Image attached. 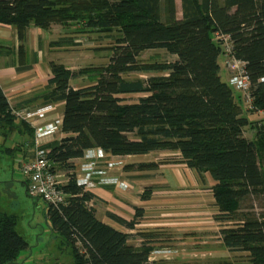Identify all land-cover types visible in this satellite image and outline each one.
<instances>
[{"label":"trees","instance_id":"16d2710c","mask_svg":"<svg viewBox=\"0 0 264 264\" xmlns=\"http://www.w3.org/2000/svg\"><path fill=\"white\" fill-rule=\"evenodd\" d=\"M181 13L177 18L175 0H0V24L14 27L20 40L30 26L116 31L106 64L74 72L49 62L52 76L41 96L45 102L64 103L60 130L65 136L41 149L50 170L66 175L60 187L67 197L55 206L32 198L44 203L50 229L61 238L60 247L69 251L66 264H154L148 258L155 248L146 244L144 234L140 245H133L129 241L133 234L98 220L88 205L94 194L77 184L74 160L93 148L117 156L178 153L163 161L185 164L200 181L208 174L215 182L211 186L218 209L215 219L237 221L220 229L222 246L247 253L249 264H264V213L236 217L242 200L264 199V0H181ZM216 33L228 35L232 54L245 62L247 92L222 78L225 49ZM156 48L176 59L138 62L142 51ZM132 72L163 74L125 77ZM84 75L89 84L70 85L72 78ZM132 94L142 95L127 102L125 96ZM247 113L262 117L250 120ZM246 129L253 132L251 138ZM0 134L3 140L12 139L11 146L0 143V150L12 159L33 143V130L12 113L1 87ZM129 166L148 170L158 163L123 167ZM148 197L144 190L141 198ZM108 215L132 228L142 210L135 207L129 221ZM16 221L15 215L0 210V264L15 263L28 248L15 231Z\"/></svg>","mask_w":264,"mask_h":264},{"label":"crops","instance_id":"0c3cea01","mask_svg":"<svg viewBox=\"0 0 264 264\" xmlns=\"http://www.w3.org/2000/svg\"><path fill=\"white\" fill-rule=\"evenodd\" d=\"M61 26L52 24L47 30L30 26L26 30L24 39L20 40L14 27L0 24V87L12 109L43 111L42 117L22 120L33 130V143L23 147L26 152L25 155L21 152L24 156L20 159V164L35 157L36 147L41 148L56 143L65 136L59 129L53 135L42 137L37 141L34 125L51 122L58 117L62 118L63 101L49 103L41 97L47 91L48 81L52 76L49 62L54 61L69 68L59 56H56L67 53L68 57L70 51L69 36L66 33V35L63 34L62 29L58 32L59 30L55 28ZM75 40L76 38H73V42ZM221 73L226 76V79L229 78V71L225 65L221 67ZM72 80H70V85L76 87ZM247 116L250 120L262 117L259 113H247ZM33 120L36 121L32 122ZM252 135L253 132L250 131V138ZM24 139L29 141L26 135ZM159 152L167 153L163 154L167 155L164 157L178 155V153L169 151H154L145 156ZM92 155L95 156L91 158L94 161V167L102 171L103 177H116L121 182L118 185L100 184L89 190L94 194L92 203L96 218L119 231L133 234L134 237L129 241L135 246L140 245V234H144L146 240L149 241L146 244L151 245L155 248L154 251L158 252V254L149 255V260L154 264H177L180 258L186 255L191 258L205 259L213 254L214 256L228 254L232 251L229 252V249L221 246L216 251L188 252V248L187 250L181 247L187 242L173 241L186 238L191 240L194 237L204 238L217 231L216 224L219 219H215L218 209L211 192V186L215 183L213 180V184H207L210 189L200 185L197 176H194V180L190 178L183 180L181 172L193 175L191 169L181 163H158L157 157L145 160V163H158L157 168L136 170L132 166L127 168L123 166L140 163V160L133 158L143 155L117 156L103 151L102 156H96V148L92 149ZM129 157L132 160H128ZM87 160L85 156L74 160V168L78 170L81 163ZM96 176L99 177L100 173ZM205 179L208 181L207 176ZM24 184L26 191V180ZM145 189L149 193L147 199L141 198ZM200 192L206 194L210 201L209 204L202 202L199 198ZM135 207L142 209V215L132 228L118 224L108 215L109 213L115 214L129 221L135 215Z\"/></svg>","mask_w":264,"mask_h":264},{"label":"rangeland","instance_id":"374dc122","mask_svg":"<svg viewBox=\"0 0 264 264\" xmlns=\"http://www.w3.org/2000/svg\"><path fill=\"white\" fill-rule=\"evenodd\" d=\"M176 16L181 18V0H175ZM60 32L63 30V34H67L70 40L69 56L66 54H57L63 63H65L72 71L76 72L79 69L86 67H94L106 64L110 56V46L115 44L116 31L110 34L99 32H77L76 25H69L64 27H55ZM57 32V33H58ZM65 34V35H66ZM73 35L74 37H72ZM73 38L76 40L73 42ZM74 44V45H72ZM63 54V55H62ZM176 57L168 53L165 49L156 48L144 50L138 56V62L140 63H165L172 62ZM223 58L219 57V64H222ZM57 63V62H56ZM163 73L150 72V73H129L125 75L128 79H134L136 77L147 78L153 75H161ZM222 78L225 80L226 76L223 74ZM72 82L76 87L84 86L90 83V80L84 76L72 78ZM142 94H132L125 96L127 102L136 101ZM256 117V116H255ZM21 119V118H20ZM23 120V119H21ZM250 130L246 129L245 135L249 136ZM1 135V134H0ZM12 139L3 140L0 138V143H3L5 147L11 146ZM85 153V152H84ZM164 152L151 153L145 156H139L133 158L145 162V160H151L154 157L158 158V163L166 164L170 161H163L171 159V157H164L167 155ZM21 153L17 155L15 159H12L8 154L0 150V210L8 214L16 216L15 231L24 238L28 244V248L22 251L13 264H66L70 262L71 255L67 248L60 247L62 244L61 238L53 233L50 229L44 214V203L41 200H35L28 196L25 191L26 176L23 174L19 167V162L22 157ZM156 158V159H157ZM128 160H132L130 157ZM22 164V163H21ZM162 174V173H158ZM65 175V174H64ZM194 176L197 174L193 171V175L181 172V178L188 180L189 178L194 180ZM208 181H201L198 183L210 189L208 183L213 184L212 179L206 174ZM161 177V176H159ZM65 178V177H64ZM62 179V177H61ZM145 188V186H144ZM146 190V189H145ZM210 196V195H209ZM199 198L202 199L204 204H209V198L205 193L199 194ZM209 202V203H208ZM89 206H93L92 201H89ZM142 210V209H141ZM254 212L257 215L264 213V199L248 197L240 202V209L237 212L236 217L241 218L245 213ZM220 223H219V222ZM236 221L233 218H222L217 220V231L212 232L208 237H192L193 239L186 238L185 240L176 239L174 242H187L183 243L181 247L188 248V252L194 250L199 251H216L222 244L220 242V229L236 225ZM172 241V242H173ZM178 247L177 245H172ZM198 248V249H196ZM185 252V251H184ZM187 252V253H188ZM219 252V251H218ZM230 252V250H229ZM186 254V253H185ZM189 254V253H188ZM247 253L241 251H231L228 254H219L208 256L205 259L191 258L189 255L180 258L177 264H249Z\"/></svg>","mask_w":264,"mask_h":264},{"label":"built area","instance_id":"2783aa9c","mask_svg":"<svg viewBox=\"0 0 264 264\" xmlns=\"http://www.w3.org/2000/svg\"><path fill=\"white\" fill-rule=\"evenodd\" d=\"M216 37L222 42L225 49V66L229 71V82L237 89L247 92L250 83L245 70V62L235 58L232 54L228 35L216 33ZM246 98L248 101L251 99L248 95H246ZM261 112L264 114V111ZM12 113L23 120L39 118L43 115L42 110L26 111L12 109ZM35 121L36 120H33L32 122ZM34 125L35 136L38 141L42 137L53 135L57 132L60 129L61 118L58 117L51 122ZM102 152L101 149L96 148V156H102ZM84 156L88 160L82 162L78 170L74 169L76 182L77 184L82 185L84 190L94 189L100 184L118 185L121 183L116 177H103L102 171H98L97 168L94 167V161L91 160V158L95 157L92 155V149L86 150ZM20 169L26 176V190L29 196L40 198L54 206L64 202L67 194L61 190L60 186L67 181V177L61 172L55 173L50 170L49 161L44 157V151L41 148L36 147L35 157L23 162ZM99 173L100 176L97 177L96 175ZM151 254H158V252L153 251Z\"/></svg>","mask_w":264,"mask_h":264}]
</instances>
